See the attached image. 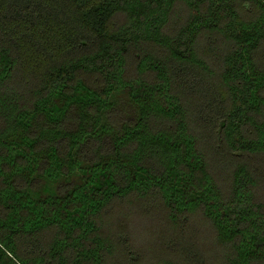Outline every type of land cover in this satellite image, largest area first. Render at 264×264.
<instances>
[{"label":"trees","instance_id":"1","mask_svg":"<svg viewBox=\"0 0 264 264\" xmlns=\"http://www.w3.org/2000/svg\"><path fill=\"white\" fill-rule=\"evenodd\" d=\"M0 264H264V0H0Z\"/></svg>","mask_w":264,"mask_h":264},{"label":"rangeland","instance_id":"2","mask_svg":"<svg viewBox=\"0 0 264 264\" xmlns=\"http://www.w3.org/2000/svg\"><path fill=\"white\" fill-rule=\"evenodd\" d=\"M189 193V192H188ZM155 224H157V221H155ZM207 230H208V228H206ZM142 232V235H144V232H143V228H142V230H141Z\"/></svg>","mask_w":264,"mask_h":264}]
</instances>
